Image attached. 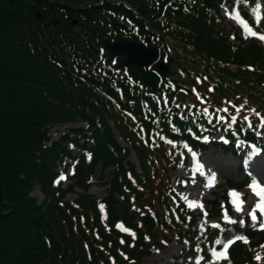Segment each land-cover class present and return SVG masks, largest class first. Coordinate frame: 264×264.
<instances>
[{
	"label": "trees",
	"instance_id": "trees-1",
	"mask_svg": "<svg viewBox=\"0 0 264 264\" xmlns=\"http://www.w3.org/2000/svg\"><path fill=\"white\" fill-rule=\"evenodd\" d=\"M262 35L264 0H0V264H143L173 241L180 264L264 260L263 217L233 205L246 177L205 202L221 219L203 226L177 199L190 179L172 185L191 151L213 147L240 164L250 145L264 152ZM121 38L158 47L168 76L152 86L116 67L105 44ZM79 122L50 138V127ZM108 167L106 195L89 194L95 169Z\"/></svg>",
	"mask_w": 264,
	"mask_h": 264
},
{
	"label": "rangeland",
	"instance_id": "rangeland-1",
	"mask_svg": "<svg viewBox=\"0 0 264 264\" xmlns=\"http://www.w3.org/2000/svg\"><path fill=\"white\" fill-rule=\"evenodd\" d=\"M221 14L226 18L225 23L228 27L234 25L245 29V26L240 23L239 19L235 17V14H231V12L225 8L221 9ZM241 37H244L243 33H241ZM78 126H84V123L79 122L54 125L50 127L49 130L50 138L57 139L62 133ZM211 137L217 141L224 140L225 138L224 133L222 132H212ZM70 148L72 149L71 151L73 155L78 154V151L74 147L70 146ZM248 149L249 158L246 159L243 164H240L238 158L231 153H225L213 147H209L205 150H197L196 152L191 151L186 164L178 168L175 172V178L172 183L173 186L177 185L179 178L190 179L188 184H183L184 188L181 192L177 193V199L185 204L186 208L190 211L196 212L200 210L201 213L198 217L199 226L215 224L221 219L218 217L213 218L206 214L205 202H211L215 197L221 196L223 193L222 190H226L228 187L226 179L246 177L248 179V186L253 179L257 180L260 186H264V152L259 151L253 145H250ZM193 153H195V156ZM128 160L135 164L137 169L140 168V164L133 151H131ZM222 163L226 164L222 165ZM241 165L244 168L243 170L240 169ZM69 173L70 170L68 174ZM213 173L215 174L214 180L212 179ZM111 176V167H108L104 173H101L98 168L95 169L92 177L89 179L90 186L88 193L97 198H103L106 195V187ZM64 177H66L63 179L64 186L72 182L71 177H69V179L67 176ZM209 184L212 186H208ZM74 191L75 192L67 193V200H73L75 198V193L80 192L81 190L75 187ZM259 191V188L255 191L250 188L249 191H247V197L242 203L241 201H235L233 204L235 210L240 214H250L253 208H255L262 200L256 194ZM30 194L38 200L42 199L41 192L37 186L33 188ZM238 206L241 209L239 211L237 210ZM256 211L261 214L260 209H257ZM262 217L264 219V216ZM181 247L182 245L173 241L167 248L155 253L143 264H180L177 258L180 255ZM257 264H264V260L259 261Z\"/></svg>",
	"mask_w": 264,
	"mask_h": 264
},
{
	"label": "water",
	"instance_id": "water-1",
	"mask_svg": "<svg viewBox=\"0 0 264 264\" xmlns=\"http://www.w3.org/2000/svg\"><path fill=\"white\" fill-rule=\"evenodd\" d=\"M75 23V22H74ZM106 47L112 53V59L122 55L123 60L116 63V67H137V74L139 78L145 80L148 84L155 86L160 81V74L168 76L170 66L165 61L160 59L159 48L147 47L142 42H134L126 39H119L118 41H107ZM157 63L158 71H148L146 66ZM2 198V184L0 181V200ZM1 213V212H0Z\"/></svg>",
	"mask_w": 264,
	"mask_h": 264
},
{
	"label": "snow or ice",
	"instance_id": "snow-or-ice-1",
	"mask_svg": "<svg viewBox=\"0 0 264 264\" xmlns=\"http://www.w3.org/2000/svg\"><path fill=\"white\" fill-rule=\"evenodd\" d=\"M237 15H238V14H237ZM257 19H259V18H257ZM250 34L253 35V36L256 35V33H254V32H252V33H250ZM260 39L264 40V35L260 36ZM240 108H243V105H241ZM223 111L226 112V111H228V109H224ZM237 111H239V108L237 109ZM252 111L255 112L254 109H253ZM256 115H257V116H260L259 113H256ZM231 119H232V122H233V123L236 122V117H235V116H232ZM245 119H247V117H245ZM260 125H261V126H264V116H261V117H260ZM249 127H251V124H249ZM205 139H207V138H205ZM193 155L195 156V153H193ZM65 178H66V177H64V176L62 175L59 179H60V180H63V179H65ZM214 178H215V174L213 173V174H212V179L214 180ZM208 186H212V185L209 184ZM249 187L252 188L254 191H255L257 188H259L260 191L257 192L256 194H257L258 196L264 197V186H260V185H259V182H258L257 180L253 179L252 182H251V184L249 185ZM229 195H230V196H239L240 194L236 193V192L233 190V191H231V192L229 193ZM241 203H242V201H241ZM101 207H103V206L101 205ZM201 207H202V205H201ZM257 209H261V215L264 216V199H262L261 202H259V203L256 205V207L253 208L252 212L249 214V215L251 216V218L253 219V221H257V219H258V217H257V215H256V210H257ZM237 210H238V211L241 210L239 206L237 207ZM226 219H227V217H226ZM214 226H215V227H219L218 225H214ZM259 226H260V228H261L262 230H264V222H260ZM216 243H220V241L217 240ZM231 243H233V241H228V243L224 245V250H223L222 252L216 254V258H217V259H220V258H225V259H226V258H227V248H228V245L231 244ZM213 251H214V250H213ZM201 259H202V258H201ZM256 259L259 260L260 257L257 256ZM197 264H199V262H197Z\"/></svg>",
	"mask_w": 264,
	"mask_h": 264
},
{
	"label": "bare ground",
	"instance_id": "bare-ground-1",
	"mask_svg": "<svg viewBox=\"0 0 264 264\" xmlns=\"http://www.w3.org/2000/svg\"><path fill=\"white\" fill-rule=\"evenodd\" d=\"M73 24H76L77 23V19H73ZM75 22V23H74ZM226 163H222V165H225ZM261 199H264V197H261V196H259ZM260 211H261V209H260Z\"/></svg>",
	"mask_w": 264,
	"mask_h": 264
},
{
	"label": "flooded vegetation",
	"instance_id": "flooded-vegetation-1",
	"mask_svg": "<svg viewBox=\"0 0 264 264\" xmlns=\"http://www.w3.org/2000/svg\"><path fill=\"white\" fill-rule=\"evenodd\" d=\"M122 59V57H119V60H121Z\"/></svg>",
	"mask_w": 264,
	"mask_h": 264
}]
</instances>
